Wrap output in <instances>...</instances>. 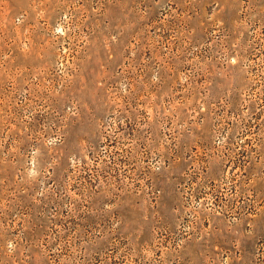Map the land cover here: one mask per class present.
<instances>
[{"label":"rangeland","instance_id":"obj_1","mask_svg":"<svg viewBox=\"0 0 264 264\" xmlns=\"http://www.w3.org/2000/svg\"><path fill=\"white\" fill-rule=\"evenodd\" d=\"M0 264H264V0H0Z\"/></svg>","mask_w":264,"mask_h":264}]
</instances>
